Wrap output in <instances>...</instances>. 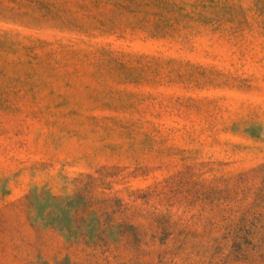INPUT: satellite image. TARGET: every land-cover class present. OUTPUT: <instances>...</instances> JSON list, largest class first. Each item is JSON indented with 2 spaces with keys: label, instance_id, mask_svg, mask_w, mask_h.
Segmentation results:
<instances>
[{
  "label": "rangeland",
  "instance_id": "374dc122",
  "mask_svg": "<svg viewBox=\"0 0 264 264\" xmlns=\"http://www.w3.org/2000/svg\"><path fill=\"white\" fill-rule=\"evenodd\" d=\"M0 264H264V0H0Z\"/></svg>",
  "mask_w": 264,
  "mask_h": 264
}]
</instances>
